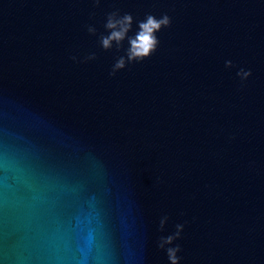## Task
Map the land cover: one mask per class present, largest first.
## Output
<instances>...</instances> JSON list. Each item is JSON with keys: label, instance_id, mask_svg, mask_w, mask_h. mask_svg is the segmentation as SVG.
<instances>
[{"label": "water", "instance_id": "95a60500", "mask_svg": "<svg viewBox=\"0 0 264 264\" xmlns=\"http://www.w3.org/2000/svg\"><path fill=\"white\" fill-rule=\"evenodd\" d=\"M149 15L170 24L130 59ZM169 249L264 264V0H0V264Z\"/></svg>", "mask_w": 264, "mask_h": 264}, {"label": "clouds", "instance_id": "9594fccd", "mask_svg": "<svg viewBox=\"0 0 264 264\" xmlns=\"http://www.w3.org/2000/svg\"><path fill=\"white\" fill-rule=\"evenodd\" d=\"M132 16L125 15L120 19L110 18L108 27L112 29L109 36L104 37L103 44L105 47H110L113 40L121 41L125 38L128 30L131 27ZM170 24V18L164 15L163 18H156L153 15H149L146 21H142L140 24V31L130 41L131 48L129 49V58L136 60H143L149 57L158 46V37L156 32L161 30L162 26ZM125 65L124 59H121L117 67H123ZM244 76L250 75V73H242ZM169 241L172 237L168 238ZM170 258L173 264H178L179 257L177 256L178 249H169Z\"/></svg>", "mask_w": 264, "mask_h": 264}]
</instances>
